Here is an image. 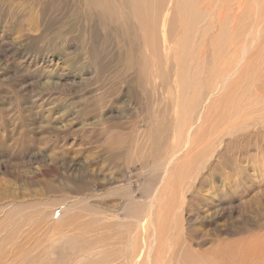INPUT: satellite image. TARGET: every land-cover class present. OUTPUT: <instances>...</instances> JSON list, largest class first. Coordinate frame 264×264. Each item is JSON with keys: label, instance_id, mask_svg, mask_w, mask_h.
<instances>
[{"label": "rangeland", "instance_id": "1", "mask_svg": "<svg viewBox=\"0 0 264 264\" xmlns=\"http://www.w3.org/2000/svg\"><path fill=\"white\" fill-rule=\"evenodd\" d=\"M155 195L179 264H264V0H0V264H101Z\"/></svg>", "mask_w": 264, "mask_h": 264}, {"label": "bare ground", "instance_id": "2", "mask_svg": "<svg viewBox=\"0 0 264 264\" xmlns=\"http://www.w3.org/2000/svg\"><path fill=\"white\" fill-rule=\"evenodd\" d=\"M239 9H240V7L238 8V10ZM242 50H243L242 51V56H243L246 54L247 49L245 47ZM242 62H244V61H242ZM189 145L190 144H188L187 147ZM171 160H172V158H171ZM156 196L157 195H155V197L153 199H155ZM160 200H158L156 198L155 200H153L151 202L149 201V204H148L147 208L145 209V213L143 215L144 217L142 216L143 219L141 221H138V219H137V221H134V223H136L138 229H140L142 231V233L139 234V236H135V238H132V240L129 242L132 248L130 249V247L126 244L125 247L120 249L121 250L120 252H119V250L118 251L116 250L117 253L119 254L118 257L116 256L117 253H116V255H111V257L110 256H108V258L105 257L104 261H102L101 264H113V263L118 262V260H121L122 264H179L180 263L178 260H175L178 258V256H177V258H175V254H176L175 252L176 251L173 250V249H175L174 246H178V248H179L180 243L179 244L176 243L173 246L172 244H173V242H175L174 238L172 240H169V237H170L169 235L172 232L175 233L177 231L178 219L180 217L179 216L180 207L179 208H173V206H172V208L168 207L170 210L167 211L168 208L164 207L165 204L162 203L163 202L162 200L161 201ZM163 212H167V216L169 218H171V220H172V222H171L172 224H169L170 227L168 228V232L166 234L165 248L163 246L164 244L161 241V236L163 234L162 233L163 232L162 231L163 224H162V220H161V214ZM117 224L120 226H123L121 222H117ZM127 225H128L129 229L133 227L132 222L127 223ZM134 228H136V227L134 226ZM121 242H123V240ZM121 242H120V244H122ZM161 244H162V246H161ZM122 245H124V243ZM171 245L174 248H172ZM170 247L172 248V250H170L171 249ZM180 248H182V247H180ZM186 249L189 250L188 248H186ZM186 249L184 248V250H186ZM128 251H130V252H128ZM129 253H130V255L128 257ZM181 257H182V255H181Z\"/></svg>", "mask_w": 264, "mask_h": 264}]
</instances>
